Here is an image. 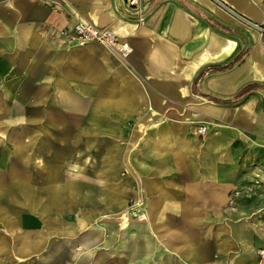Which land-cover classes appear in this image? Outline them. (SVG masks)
Here are the masks:
<instances>
[{
	"label": "crops",
	"instance_id": "obj_1",
	"mask_svg": "<svg viewBox=\"0 0 264 264\" xmlns=\"http://www.w3.org/2000/svg\"><path fill=\"white\" fill-rule=\"evenodd\" d=\"M79 22L130 53L63 43ZM263 206L257 30L218 0H0V264H264Z\"/></svg>",
	"mask_w": 264,
	"mask_h": 264
},
{
	"label": "built area",
	"instance_id": "obj_2",
	"mask_svg": "<svg viewBox=\"0 0 264 264\" xmlns=\"http://www.w3.org/2000/svg\"><path fill=\"white\" fill-rule=\"evenodd\" d=\"M144 1L147 0H126L130 7L138 10L141 9ZM218 3L230 13H232L238 20H240L242 24L257 30L260 34V37L264 40V23L254 22L253 20L236 12L234 9L230 8L228 5L219 0ZM58 36L65 44H85L88 42H98L109 47L114 52L124 57L127 56L131 51L128 43L122 42L115 31L108 28H100L91 23L79 22L72 29L62 28ZM206 132L207 127L205 125H200L197 128V133L200 135H204ZM259 255L260 258H264V247L259 249Z\"/></svg>",
	"mask_w": 264,
	"mask_h": 264
},
{
	"label": "rangeland",
	"instance_id": "obj_3",
	"mask_svg": "<svg viewBox=\"0 0 264 264\" xmlns=\"http://www.w3.org/2000/svg\"><path fill=\"white\" fill-rule=\"evenodd\" d=\"M140 203V204H139ZM144 204V202H139V201H136V199L135 198H133L132 199V202L129 204L130 206L128 207H126V209L124 210L126 213H133V211L132 210H135L134 208H135V206L137 207V206H142ZM144 206V205H143ZM263 208H264V206H263ZM261 259H264V258H261Z\"/></svg>",
	"mask_w": 264,
	"mask_h": 264
}]
</instances>
